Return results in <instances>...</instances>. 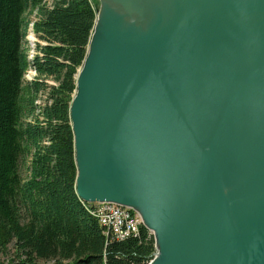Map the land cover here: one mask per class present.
Masks as SVG:
<instances>
[{"label":"water","instance_id":"obj_1","mask_svg":"<svg viewBox=\"0 0 264 264\" xmlns=\"http://www.w3.org/2000/svg\"><path fill=\"white\" fill-rule=\"evenodd\" d=\"M98 2L77 196L136 210L148 264H264V0Z\"/></svg>","mask_w":264,"mask_h":264},{"label":"trees","instance_id":"obj_2","mask_svg":"<svg viewBox=\"0 0 264 264\" xmlns=\"http://www.w3.org/2000/svg\"><path fill=\"white\" fill-rule=\"evenodd\" d=\"M93 1L0 0V264H147L153 257L145 227L138 236L105 238L75 193L69 106L96 18ZM28 29L38 40L31 59ZM29 69L40 81L25 80ZM38 93L42 102L34 104ZM27 113L34 122L23 120ZM10 244L14 258L4 263Z\"/></svg>","mask_w":264,"mask_h":264},{"label":"rangeland","instance_id":"obj_3","mask_svg":"<svg viewBox=\"0 0 264 264\" xmlns=\"http://www.w3.org/2000/svg\"><path fill=\"white\" fill-rule=\"evenodd\" d=\"M94 3H93V5H96V8L98 7V5H99V2H98V0H94L93 1ZM47 3H49L50 4V0H47ZM35 17V14L34 13H32V14H30V16H29V18H34ZM95 23V22H94ZM30 26V25H29ZM30 29V28H29ZM28 29V32H27V35H26V37H25V39H26V42H27V44H26V46H28V59H31L32 58V55L35 53V49H34V44H35V41L37 40V38L30 32V30ZM38 41V40H37ZM81 67V66H80ZM79 70V69H78ZM77 70V71H78ZM77 74V73H76ZM76 76V75H75ZM24 78H25V80H27V81H34V80H38V81H40V78H37V73L33 70V69H29L28 71H27V73L25 74V76H24ZM43 79V78H42ZM44 82H46L47 84H53L54 82H53V80L51 79V78H45L44 80H43ZM75 91V90H74ZM74 94V93H73ZM40 95H39V93H38V97H36L35 99H34V104H40L41 102H42V96L41 97H39ZM27 100H28V97L26 98ZM70 104H71V101H70ZM30 107H31V105H27V109H30ZM69 109H70V106H69ZM28 112V111H27ZM35 113H37V110L35 111ZM69 119H70V117H69ZM25 122H27V121H30L31 123L32 122H34V115H29V113H27L26 115H25V117H24V119H23ZM71 125V124H70ZM71 130H72V128H71ZM73 134V133H72ZM22 173L24 174L25 173V171H24V169H22ZM75 193H76V191H75ZM76 196H77V194H76ZM78 197V196H77ZM79 198V197H78ZM79 200L82 202V200L79 198ZM83 203H85V204H87L88 206H89V213L93 216V217H97L96 219L98 220V223L102 226L103 224L101 223V221H102V218H103V210H104V204H108V202H106V201H97V202H83ZM90 204V205H89ZM97 207H98V210H97ZM127 207V206H126ZM91 208V209H90ZM129 208H131V207H129ZM131 209H133V208H131ZM134 212H136V210H134ZM97 213V214H96ZM141 220H142V218H141ZM142 222V224L139 226V230H138V232L137 233H135V234H130V235H132V236H138L139 235V232H140V229H141V227H145L144 226V224H143V220L141 221ZM103 227V234H104V236H105V238H106V236H107V232L110 230V228H108L106 225H103L102 226ZM147 229V228H146ZM148 230V229H147ZM149 232H150V234L153 236V234H152V232L150 231V230H148ZM130 235H128V236H130ZM107 240V239H106ZM13 250H14V248H13V245L12 244H10L9 245V247H8V250L6 251V253H5V255L4 256H2V261L4 262V263H6L10 258H14V254H13ZM154 254H155V245H154V253H153V257H154ZM152 257V258H153ZM151 258V259H152ZM9 262V261H8ZM148 264V263H147Z\"/></svg>","mask_w":264,"mask_h":264},{"label":"built area","instance_id":"obj_4","mask_svg":"<svg viewBox=\"0 0 264 264\" xmlns=\"http://www.w3.org/2000/svg\"><path fill=\"white\" fill-rule=\"evenodd\" d=\"M104 210H103V218L102 220H106L108 218V213L110 212V210L113 209V206L110 205L109 203L108 204H104ZM97 210H98V207H97ZM118 212H120L121 214H123L125 217V220H126V223H125V229L120 233V235H115L116 238H124V237H127L128 235L130 234H135L138 232L139 230V226L142 224V220H141V216L140 214L136 211L134 212V209H131L129 207H126V206H121L119 209H118ZM119 220L115 221V222H111L109 220H107L108 224H105L108 228H111L112 232L114 230H118L120 228V225H118L116 227V223L118 222ZM128 225V226H126Z\"/></svg>","mask_w":264,"mask_h":264},{"label":"bare ground","instance_id":"obj_5","mask_svg":"<svg viewBox=\"0 0 264 264\" xmlns=\"http://www.w3.org/2000/svg\"><path fill=\"white\" fill-rule=\"evenodd\" d=\"M99 6V5H98ZM97 12H98V7H97V11H96V15H97ZM96 19V18H95ZM92 32H93V30H92ZM73 148H74V144H73ZM75 160V159H74ZM75 166H76V164H75ZM76 177V176H75ZM110 205H112L113 206V209L112 210H110V212L108 213V218L106 219V220H102L101 221V223L103 224V225H105V224H108V222H107V220H109V221H111V222H115V221H117V220H119L117 223H116V227L118 226V225H120V228L118 229V230H114L113 232H112V230H111V228H110V230L107 232V235L111 238V239H113V240H123V239H125V237L124 238H116L115 237V235L114 234H116V235H120V233L125 229V223H126V220H125V216L123 215V214H121L120 212H118V209L121 207V206H123V205H121V204H119V203H115V202H108ZM90 205V204H89ZM91 209V208H90ZM97 214V213H96ZM141 216V215H140ZM97 218V217H96ZM102 225V226H103ZM126 226H128V225H126Z\"/></svg>","mask_w":264,"mask_h":264}]
</instances>
